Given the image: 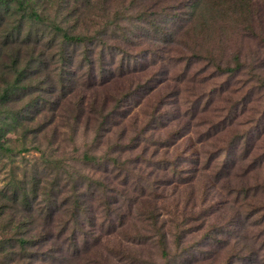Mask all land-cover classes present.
Wrapping results in <instances>:
<instances>
[{
  "label": "rangeland",
  "instance_id": "374dc122",
  "mask_svg": "<svg viewBox=\"0 0 264 264\" xmlns=\"http://www.w3.org/2000/svg\"><path fill=\"white\" fill-rule=\"evenodd\" d=\"M66 1L31 0L28 3L47 17L45 27L38 28L39 35H47L46 26L51 27L53 23L84 35L101 33L109 19L117 21L119 26H110L107 38L115 37L112 33L131 34L138 27L153 28L148 23L135 22L140 8L129 5L130 0H107L111 6L106 11L104 1L96 0L92 6L81 8L79 25L72 29L75 18L67 15ZM258 11L252 33L231 27L221 19L212 20L208 28H201L195 22L193 25L185 22L186 18L181 14L174 17L172 12L158 18V26H163L167 35L157 41L150 35L142 40L143 31L136 30L138 41L132 49L142 58L128 59L124 66L127 70L134 63L147 61V67L142 71H129L123 78L91 89L75 87V84L71 92L56 97L60 99L57 105L61 112L59 119L52 122L50 114L43 109L29 124L3 136L2 144L12 153L0 154V187L30 192L28 200L36 211V207L43 204L39 200L46 199L47 188L52 184L49 190L52 194L66 182L71 184L58 195L59 201L69 196L75 184L79 185L78 192L89 193L92 188L86 183L89 176L105 177L115 183L112 197L120 203L111 208L114 214L104 219L106 228L112 227L100 234V243L91 253V259L100 261L99 264H244V241L237 232L238 225L245 224L248 214L255 220L264 215V11L261 7ZM19 17L5 21L9 31ZM257 19L261 21L260 26ZM106 43L116 45L114 40L106 39ZM5 52L8 53L6 49ZM236 56L241 67L232 73L229 70L236 67ZM94 59L98 61L99 55ZM120 59L119 54L115 56L113 65L117 71ZM109 64L112 65L111 60L105 64L106 72ZM46 75L30 76L29 87L47 81ZM78 75H71L69 79H77L85 85L91 82L86 75L77 78ZM99 78L100 75L96 82ZM52 81L57 84L55 77ZM143 90L147 92L144 96L141 95ZM123 93L132 97L121 103V109H126L137 119L134 128L132 124L128 125L130 120H126L125 124L132 126L126 137L119 136L120 130L116 128L107 131L113 118H85L90 110H100L105 99V111L116 108V101ZM29 94L23 93L17 101L7 104L0 102V124L10 121L7 112L17 113L36 95ZM80 109H84V115L83 111L77 112ZM54 124L58 126L59 136L57 132L53 134ZM145 124L146 132L139 135L143 141L140 149L144 147V151L118 154L114 150L119 143L133 145V131H140ZM43 125H46L44 130L35 134L38 126ZM222 127L225 128L222 132H212ZM250 146L251 151L243 160L244 150ZM85 153L104 162L107 171L100 173L98 167L82 163ZM137 154L141 158L139 166L134 164ZM260 158L263 163L258 169ZM229 159L237 165L227 170L224 164ZM195 160L196 164L193 163ZM116 162L120 166L118 169L110 165H116ZM167 162L180 163L179 168L183 169L180 175L188 184L165 185L170 183L173 169L162 172L150 167L153 163L164 167ZM150 171L153 174L148 176V181L155 180L149 186L145 175ZM119 183L127 186L121 188ZM145 193H151L154 198L146 199ZM90 204L99 216L103 208H98L97 202ZM23 209L20 204L11 205L3 220L0 219V240H5L6 247L5 252H0V264H29L32 256L36 257V253L44 250H27L26 256L21 258L19 247L8 248L15 244V236L37 237L47 232L45 214L33 212L31 216ZM11 218L13 224L7 226ZM199 227L204 231L212 227L223 230L221 240L229 246L213 260L204 252V244L208 241L202 240L204 231H191ZM156 229L165 232L167 261L162 260L153 236ZM183 230L186 232L182 236L180 231ZM171 232L181 236L180 249L176 245L178 238L171 237ZM185 247L187 252H180ZM197 256L200 258L194 262ZM44 257L42 254L41 258ZM85 259L69 258L64 264H85Z\"/></svg>",
  "mask_w": 264,
  "mask_h": 264
},
{
  "label": "trees",
  "instance_id": "16d2710c",
  "mask_svg": "<svg viewBox=\"0 0 264 264\" xmlns=\"http://www.w3.org/2000/svg\"><path fill=\"white\" fill-rule=\"evenodd\" d=\"M30 1L31 0H0V102L7 104L12 101H17L23 93L29 92L30 94H36L35 97L31 98L17 113L7 112L10 121L0 124V154L12 153L10 148H6V146L2 144L1 138L11 130L15 131L17 127L21 128L25 123L29 124V122L33 121L43 109L50 114V120H52V122L59 119L61 112L60 107H57V105L60 99L56 97L64 96L71 92L75 84V87L78 86L82 88L81 86H84L87 87V89H91L94 86L105 85L116 78H123L129 71L144 70L147 67V61L141 64L134 63L130 66L132 68L128 67L127 70L124 66V62L128 59L132 60L136 58V56L137 59L142 58L140 53H134L135 49H132V47L136 46L138 41L136 39L138 36L136 30H139L138 32L143 31V34L140 36L142 40H145L146 37L150 35L152 40L157 41L158 38L167 35L164 27L158 26V18L168 16L171 12L174 17L181 14L185 16V22L191 25L195 22L201 28H208L212 20L221 19L222 22L228 23L231 27L241 28L242 30H247L252 33L253 22H255V17L259 13V7L264 11V0H130L132 3L129 5L140 8L138 15H136L135 22L138 24L148 23L153 28L149 30L138 27L136 30L134 29L131 31V34L124 33L122 35H115V33H112L111 36L115 37L107 38L108 35H110V26L114 24L116 28L119 26L117 21L115 22L109 19L101 33L96 32L91 35H84L74 30H72V32L69 28L66 29L57 23H53L51 27L46 26L48 29L47 35L44 33L39 35L40 30L38 28L40 26L45 27L44 25L47 17L28 5ZM103 1L104 11L109 10L111 3L107 0ZM96 2V0L93 2L92 0H68L64 3L67 5V7H64L69 8L67 15H73L75 18L73 20L74 25H72V29L79 25L81 8L83 6L90 7ZM118 14L119 13H117L116 16H118ZM16 16L20 17L19 19H15V24L9 31L8 26L5 25V21L11 18L13 19ZM200 19L201 22L199 21ZM257 22L258 26H260L261 21L258 20ZM28 26L30 30L27 31L26 28ZM106 39L108 41L114 40L113 44L116 45H108ZM119 39L121 40L118 46ZM82 47L83 49L80 51ZM5 49L8 53L5 52ZM26 50V55H24ZM118 54L121 56V62L117 71V68L114 67L113 64L115 56ZM98 55L99 60L96 61L94 58ZM110 60L112 65L110 66L109 64L108 71L106 72L104 67ZM51 64H53V67ZM215 67L218 68V70L220 68L217 64H215ZM239 67H241V64H239L238 57L236 56V67L229 71L234 73ZM41 73H43V75L47 73L46 77L48 80L43 81L36 87L32 88L31 85L29 87L27 82L29 77ZM78 73L80 75H78L77 78L86 75L91 82L85 85L79 83L77 79H73L72 81L69 79L71 75ZM98 75H100V81L96 82ZM52 77L57 79V84H54ZM47 82L48 84L45 85ZM137 86L139 87V84H137ZM144 91L146 90H143L141 94L143 96L147 93ZM131 97L132 95L123 93L116 101V108L110 109L109 111H105L107 103V99H105L103 100L102 106H99L100 110L95 111L92 109L87 112V115H84V109H80L77 112L83 111L82 115H84L85 118H92V116L101 117L102 120L113 118L114 121L107 131L112 132L113 129L116 128L117 131L120 130L119 136L126 137L130 128L132 126L134 128V123L137 122V119L136 116L131 117L126 109H121V103ZM127 119L130 120V124L128 125L132 124V126L129 127L125 124ZM45 127L46 125L38 126V130L35 134L44 130ZM224 129L225 128L222 127L212 132H222ZM52 131L54 135H56L57 132L59 136L58 126H56V124H54ZM140 132H146V124L140 131H136V129L133 131V137H131V139L133 138V145L119 143L115 145L114 150H117L118 154L124 153L125 151H129L130 153H134L138 150L141 152L144 151V147L140 149L143 145V141L139 139ZM251 147L252 146L244 150L242 159L246 155H249ZM134 158V164L139 166L141 161L140 156L137 154ZM260 161V164L258 163L257 165L258 169L263 163V158ZM81 162L98 167L100 173H105V171H107V169L103 167L104 162L100 161V159L94 155H89L87 153L83 154ZM193 163L196 164L197 160L193 161ZM110 165L115 169L120 167L117 165V162L116 165ZM179 165V162H170L164 167H159V165L153 163L150 167L154 171L160 169L162 172L172 168L171 181L170 183H165V185L174 184L184 186L188 184V182L180 175L183 169L179 168ZM235 165H237V162L233 159H229L224 164V168L227 170L230 168L233 169ZM135 168L136 167H134V170ZM152 174L153 171H150L145 175L149 186L152 185L153 180H155L152 179L151 182L148 181V176ZM66 183L67 184L63 185L55 194L49 192L53 184L47 188L48 194L46 195V199L39 200L43 204L41 207L38 205L36 211L33 210L34 206H32L31 201L28 200L31 194L30 192L18 190L16 187L13 189L0 187L1 220H3L6 210L11 208V205L16 204L23 206L25 208L23 210L28 212V214L30 213L31 216H33L34 213H37V215L38 213L45 214L44 219L48 220V222H46V233H42L37 237L15 236V244L8 247L9 249H16L19 247L21 258L26 256L27 250H40L44 248L40 253H36V257H31V263L29 264H36L38 262H45V264H64L69 258L76 260L86 258L85 264H99L100 262L92 260L91 258L93 255H91V253L96 250L100 243V234L108 231L109 229L107 228L112 227L108 226L106 228L107 224L104 219L114 214L111 208L115 205L117 207L118 203H120L115 197H112L114 195L113 188H115L116 184L105 177L98 178L89 176L86 181L87 185H89L90 188L92 187L89 193L78 192L77 187L79 185L75 184L72 189H70L69 196L61 198L58 201L57 197L60 193L65 192L63 189L65 190L66 185H71L70 182ZM119 185L121 188L127 186L124 183H119ZM147 194L148 193L144 194L146 199L149 197L154 198V195L151 193ZM36 195L37 194L34 192V199H36ZM163 201L164 198L161 202ZM92 202H97V207L103 208L99 216L96 215L95 208H92L90 204ZM25 206H30L31 209H26ZM105 208L107 211H105ZM262 210L264 211V209ZM22 215L25 216L23 213ZM61 217H64V219L62 220ZM12 219L13 218L6 223L7 226L13 224ZM245 221L244 225L240 226L237 224L239 228L234 225L235 228H238L237 232H240V235L239 233L238 235L241 237L242 241H244V264H264V253L261 251H264V245L261 246L262 243H264V215L260 216V220H255L253 216L248 214L245 217ZM4 228H6V226H4ZM86 228H91V230L87 231ZM160 229H156L153 236L156 238V244L160 250L162 260L164 259V261H167V239L165 232H161L162 229ZM191 231L202 232L204 228L199 227L198 229H191ZM222 231L223 230H218L215 227L204 231L205 235L202 240H208L204 244V252L207 255H211L210 258H212V260L224 252L229 246L227 242L225 243L221 240L224 236ZM185 232L184 230L180 231L182 236ZM170 236L178 238L176 240V245L180 249L183 244L180 239L181 236L179 234L174 235L172 232ZM250 242H253L254 246H252ZM4 243L5 240H0V248L3 247L0 252L6 251ZM180 252H187L186 247ZM42 254H44V258H41ZM89 255H91V257L87 258ZM199 258V256L195 257L194 262L198 261Z\"/></svg>",
  "mask_w": 264,
  "mask_h": 264
}]
</instances>
